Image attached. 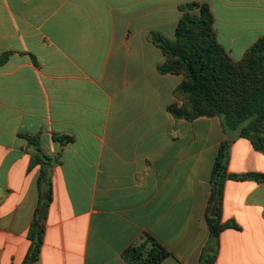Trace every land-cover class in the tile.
Returning a JSON list of instances; mask_svg holds the SVG:
<instances>
[{
  "label": "crops",
  "instance_id": "1",
  "mask_svg": "<svg viewBox=\"0 0 264 264\" xmlns=\"http://www.w3.org/2000/svg\"><path fill=\"white\" fill-rule=\"evenodd\" d=\"M190 3L209 5L220 46L240 61L264 37V0H0V264H23L39 203L52 198L33 264H129L150 233L160 264H199L209 246L211 174L264 175V153L218 116L170 111L182 74L152 33L176 40ZM70 137L61 143L54 136ZM26 136L50 161L33 163ZM215 264H264V182L225 183Z\"/></svg>",
  "mask_w": 264,
  "mask_h": 264
},
{
  "label": "trees",
  "instance_id": "2",
  "mask_svg": "<svg viewBox=\"0 0 264 264\" xmlns=\"http://www.w3.org/2000/svg\"><path fill=\"white\" fill-rule=\"evenodd\" d=\"M183 16L176 29V40L171 41L159 33H152V41L162 50L167 61L159 66L161 73L182 74L183 82L175 91L176 102L170 111L177 118L192 121L199 117L218 116L226 134L237 133L249 139L257 151L264 153V37L235 61L218 43L214 29V16L207 4L190 3L181 8ZM9 54L0 58L3 63ZM35 153L33 163L50 161L43 154L38 137L26 136ZM61 143L70 137L54 136ZM231 140L221 143L211 176V192L207 208L210 229L209 246L201 253L199 264H215L219 237L226 228H238L234 221L223 222L222 202L228 179H252L264 182L257 173H229ZM52 191L49 185L47 198L39 203L29 230L30 249L23 264L38 260L44 234L47 209ZM217 203V215L210 216ZM171 251L155 236L145 233L143 240L128 247L123 257L129 264H160Z\"/></svg>",
  "mask_w": 264,
  "mask_h": 264
},
{
  "label": "water",
  "instance_id": "3",
  "mask_svg": "<svg viewBox=\"0 0 264 264\" xmlns=\"http://www.w3.org/2000/svg\"><path fill=\"white\" fill-rule=\"evenodd\" d=\"M217 215V203H215L212 208H211V211H210V216L211 217H215Z\"/></svg>",
  "mask_w": 264,
  "mask_h": 264
}]
</instances>
